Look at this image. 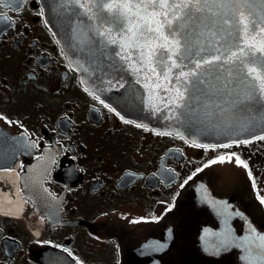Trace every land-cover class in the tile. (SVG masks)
<instances>
[{
  "label": "flooded vegetation",
  "instance_id": "af4514ba",
  "mask_svg": "<svg viewBox=\"0 0 264 264\" xmlns=\"http://www.w3.org/2000/svg\"><path fill=\"white\" fill-rule=\"evenodd\" d=\"M158 133L82 84L42 0H4L0 191L23 206L0 212V264H243L230 238L264 231V132L208 148Z\"/></svg>",
  "mask_w": 264,
  "mask_h": 264
},
{
  "label": "snow or ice",
  "instance_id": "6c2138e0",
  "mask_svg": "<svg viewBox=\"0 0 264 264\" xmlns=\"http://www.w3.org/2000/svg\"><path fill=\"white\" fill-rule=\"evenodd\" d=\"M63 4L78 8L88 31L103 44L119 48L115 55L143 75L145 88L157 95L168 93L165 107L171 106L173 118L183 116L192 123L203 106L221 119L212 127L239 123L247 130L257 120L241 119L240 113L248 112L252 101L264 100V0H63ZM217 96L227 98V106L214 104ZM176 109L183 110L180 116ZM255 139L264 140V135ZM235 162L247 167L239 157ZM258 239L259 259L264 261V236Z\"/></svg>",
  "mask_w": 264,
  "mask_h": 264
},
{
  "label": "water",
  "instance_id": "95a60500",
  "mask_svg": "<svg viewBox=\"0 0 264 264\" xmlns=\"http://www.w3.org/2000/svg\"><path fill=\"white\" fill-rule=\"evenodd\" d=\"M42 1L50 27L82 84L124 117L157 131L182 135L199 144L238 141L264 132V121H260L264 116V100L252 101L250 110L240 113L241 119L249 116L257 118L247 130H242L239 123L230 128L222 125L212 127L213 122L221 124V119L212 117L211 110L203 106L192 123H186L184 117L180 116L182 109L175 110L180 118H173L171 106L165 107L168 93L161 91L157 95L145 88L143 75L132 71L130 64L115 55L119 48L103 44L88 31L86 18L78 8L63 4V0ZM226 99L217 96L212 98V102L227 106ZM15 155L16 152L9 154L8 158ZM259 236H264V231H258L251 222L244 223L241 235L231 236L230 244L239 250L240 263L264 264L259 259ZM40 264L53 263L45 255L40 259Z\"/></svg>",
  "mask_w": 264,
  "mask_h": 264
},
{
  "label": "bare ground",
  "instance_id": "6f19581e",
  "mask_svg": "<svg viewBox=\"0 0 264 264\" xmlns=\"http://www.w3.org/2000/svg\"><path fill=\"white\" fill-rule=\"evenodd\" d=\"M8 178L15 182L16 177L13 173H10ZM22 206V199L17 194L12 196L8 192L0 191V212L5 214L16 212L17 214Z\"/></svg>",
  "mask_w": 264,
  "mask_h": 264
}]
</instances>
